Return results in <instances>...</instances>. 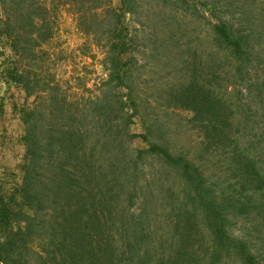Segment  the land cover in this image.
Returning <instances> with one entry per match:
<instances>
[{"label": "trees", "instance_id": "obj_1", "mask_svg": "<svg viewBox=\"0 0 264 264\" xmlns=\"http://www.w3.org/2000/svg\"><path fill=\"white\" fill-rule=\"evenodd\" d=\"M179 1L185 11L189 0ZM136 2L0 0V39L14 56L3 79L22 94L13 108L25 153L21 179L8 193L0 186L1 264H264V128L248 138L237 127L227 96L235 80L215 89L210 78L182 79L165 102L192 111L200 144L225 163L224 181L159 137L135 87L124 17ZM223 2L225 14L209 6L210 38L224 74L243 80L263 51L264 0ZM62 7L104 49L107 78L94 96L69 98L48 70L41 46ZM135 118L143 133L131 132ZM137 137L147 147L133 150ZM233 223L244 224L237 235Z\"/></svg>", "mask_w": 264, "mask_h": 264}, {"label": "rangeland", "instance_id": "obj_2", "mask_svg": "<svg viewBox=\"0 0 264 264\" xmlns=\"http://www.w3.org/2000/svg\"><path fill=\"white\" fill-rule=\"evenodd\" d=\"M117 1L114 0V3ZM179 2L182 3L179 0H137L134 11L125 14L124 22L133 40L136 58L135 87L140 98L144 99L146 120L153 121L154 127L159 128L156 134L170 140L212 175V182L218 183L224 181L222 175L220 178L217 176L225 168L219 152L205 151L204 144H200L201 132L192 120V111L166 103L165 91L178 86L182 79L192 81L204 78L206 82V78H210L215 89L235 80L236 85L229 84L227 96L237 112V127L248 138H258L264 128V45L256 66L244 72L243 80L230 77L232 73L228 71L224 74L221 67L223 55L210 38V24L215 17H211L208 11L209 6L214 5L217 14H225L222 10H227V7L222 5L223 0L210 4L204 3V0H189V4L184 5L185 11L178 10ZM192 2L196 6L192 7ZM41 49L51 53L48 70L69 98L94 96L99 92L107 78L101 63L104 49L77 28L75 16L70 10L62 7L56 11L52 37L42 44ZM8 56L14 58L6 40L0 39V100L4 105L0 116V186L4 193H8L13 183L21 179V164L25 155L24 145L20 142L23 125L13 108V102H21L22 94L3 79L2 70ZM192 68H197L193 73L195 76L191 74ZM230 72H233L232 68ZM130 130L143 133L140 118H135ZM130 146L133 150L145 148L147 142L137 137ZM19 202L20 198L14 205L18 206ZM242 227L243 223H237L230 229L237 235Z\"/></svg>", "mask_w": 264, "mask_h": 264}]
</instances>
